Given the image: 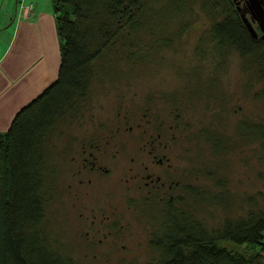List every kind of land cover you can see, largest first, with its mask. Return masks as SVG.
I'll use <instances>...</instances> for the list:
<instances>
[{"label": "trees", "instance_id": "1", "mask_svg": "<svg viewBox=\"0 0 264 264\" xmlns=\"http://www.w3.org/2000/svg\"><path fill=\"white\" fill-rule=\"evenodd\" d=\"M192 1L50 0L59 38L56 78L22 106L0 133V264L75 263L41 227L49 201L48 134L87 98L97 71L113 72L122 60L140 63L150 52L169 47L171 39L162 34L167 25L190 10ZM197 1L208 25L197 38L194 56L217 58L216 69L225 54L234 51L248 77L246 86L259 84L252 90V99L264 100V38L249 35L231 0ZM187 24L179 20L178 31ZM195 74L199 72L192 71L188 77L199 84ZM170 96L174 106L176 96ZM177 118L180 120L179 115ZM236 127L240 138L257 141L264 156V118L240 120ZM199 136L211 143L214 153L227 148L226 138L206 127ZM213 173L205 170L201 175L211 179ZM194 177L196 182L197 172ZM195 182L182 186L185 194H181L179 206L166 203L150 216V256L145 264H264V192L250 195L241 213L226 215L216 226L207 227L195 216L194 205L221 204L224 193L211 192ZM214 185L223 184L216 179ZM222 242L241 246L243 251Z\"/></svg>", "mask_w": 264, "mask_h": 264}, {"label": "rangeland", "instance_id": "2", "mask_svg": "<svg viewBox=\"0 0 264 264\" xmlns=\"http://www.w3.org/2000/svg\"><path fill=\"white\" fill-rule=\"evenodd\" d=\"M190 6V10L167 25L162 34V37L171 39L169 47L150 52L143 62L129 64L122 60L113 67V72L97 71L87 98L81 101L75 112L65 114L48 134L45 142L48 150L46 177L55 187L56 194H52L51 201L45 205L41 227L71 255L74 264H97L91 257L94 250L85 243L83 230L95 227L100 219L96 216L95 225L90 224L91 206L95 204L105 209L111 202L117 208L115 215L130 232L124 240L140 242V247L128 250L136 255V259L129 258L126 250H120L117 256H123L122 263L112 262V259L109 263L99 264H145L150 256L145 245L148 239L144 226L146 220L140 213L124 208L125 197L132 195L126 194V185L130 184V192L135 186L133 181L125 178L133 170L142 168L150 158L139 146L143 140L139 124L143 122L142 113L148 102L149 111L158 112L157 120L165 129L172 121L170 95L175 94L180 136L176 144L163 151L180 169L185 168L187 172L191 166L193 173L197 172V186L206 185L211 192L223 190L221 204L194 205L195 216L207 227L216 226L226 215L241 213L250 195L264 192V156L257 149V141L240 138L236 127L240 120L251 122L264 118V100L252 99V90L259 84L252 88L246 86L248 77L241 71V61L234 51L227 52L223 64L216 69L217 58L213 59L209 54L200 58L194 56L197 38L207 28L208 19L197 0ZM179 20L188 22L180 31ZM195 70L199 72V75L195 74L200 78L199 84L188 77ZM151 94L155 95L152 100L148 98ZM204 127L226 138L224 152L214 153L211 143L199 136ZM93 137L96 142L109 145L105 147L107 152L99 157L106 162L114 160L112 172L97 179L101 194L85 197L83 194H68L65 185L69 181L74 185L69 175L76 168L69 158L77 156L76 149L81 140L88 142ZM65 148H70L67 154ZM49 168L54 172L50 173ZM205 170L214 171L211 179L201 175ZM82 175V179L88 177L87 173ZM216 179L223 184L220 188L214 185ZM82 188L89 193L92 190L85 183ZM104 190H110L112 195L104 194ZM104 213L114 215V211L106 209ZM222 244L243 251L241 246L229 242Z\"/></svg>", "mask_w": 264, "mask_h": 264}, {"label": "flooded vegetation", "instance_id": "3", "mask_svg": "<svg viewBox=\"0 0 264 264\" xmlns=\"http://www.w3.org/2000/svg\"><path fill=\"white\" fill-rule=\"evenodd\" d=\"M245 1L239 0L240 5L244 4L245 10H247ZM246 15L249 16L248 12H246ZM252 25L259 35L260 31L257 23L253 21ZM154 97V94L148 95V98H151V100ZM147 105L142 113L143 122L139 124L141 125L139 127L143 139L139 146L150 158L145 162L146 164L142 165V168L133 170L125 178L126 181L127 179L133 181L135 186L133 192H130V184L126 185V194L132 195L125 197L124 208L127 211L140 213L143 216V219L146 220L144 226L149 234L152 227L150 216H155L159 211L163 210L166 203L174 204L175 207L179 206L178 201L181 194H185L182 191V186L193 184L195 177L191 166L187 172L185 168L180 169V166L174 163L163 151L164 148L169 145L173 146L179 140L178 118L176 119V116L179 115L177 104L175 103L174 106H170L172 121L168 123L165 129L160 120H157L159 117L158 112L149 111V102ZM131 128L128 127V129ZM94 138L88 142L81 140L82 143H79L76 149L77 158L74 155L69 158L71 162L76 164V168L69 175L74 185L70 181L65 185L67 192L69 191L68 194H83L84 197L88 194H101L97 179L106 177L112 172L111 167L114 160L106 162L99 157L101 153L107 152L105 147L109 145L101 141L96 142ZM68 149L70 148H65L66 154L69 152ZM160 151L163 153H160ZM49 172H54L53 168H49ZM83 173L88 174L86 179H82ZM84 183L92 188L90 193L83 190L82 186ZM47 187L46 194H50L49 200L51 201L52 194H56L55 187L49 184V182ZM103 192L104 194H108V196L112 195L109 194L110 190H104ZM111 203H108L105 209L114 211L113 216H110L109 213L105 214V209L98 207V205L94 204L91 206L90 224L95 225L96 216H99L100 219L97 221L95 227L90 226L88 229L83 230L85 243L88 248L94 250L91 252V257L96 259L97 264L109 263L112 259H114L112 262L122 263L123 256H117L120 250H123V252L126 250L130 255L128 256L129 258L136 259V255L128 250L140 247V242L131 241L128 243L129 241L124 240L130 232L127 231V225L120 221L121 218L117 214L115 215L117 208ZM147 243L148 239L145 244L146 247H148Z\"/></svg>", "mask_w": 264, "mask_h": 264}, {"label": "crops", "instance_id": "4", "mask_svg": "<svg viewBox=\"0 0 264 264\" xmlns=\"http://www.w3.org/2000/svg\"><path fill=\"white\" fill-rule=\"evenodd\" d=\"M18 0H0V133L15 113L56 78L59 38L50 0H29L27 16Z\"/></svg>", "mask_w": 264, "mask_h": 264}, {"label": "water", "instance_id": "5", "mask_svg": "<svg viewBox=\"0 0 264 264\" xmlns=\"http://www.w3.org/2000/svg\"><path fill=\"white\" fill-rule=\"evenodd\" d=\"M231 1L249 35L253 38H264V0H246L247 10H245L244 4L240 5L239 0ZM246 12L249 16L246 15ZM253 21L257 23L259 35L252 25Z\"/></svg>", "mask_w": 264, "mask_h": 264}, {"label": "built area", "instance_id": "6", "mask_svg": "<svg viewBox=\"0 0 264 264\" xmlns=\"http://www.w3.org/2000/svg\"><path fill=\"white\" fill-rule=\"evenodd\" d=\"M33 5L29 0H18L16 12L20 16H27L32 11Z\"/></svg>", "mask_w": 264, "mask_h": 264}]
</instances>
